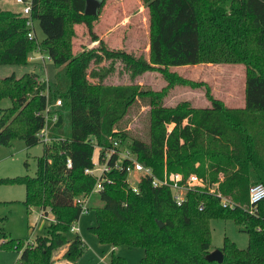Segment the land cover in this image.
Here are the masks:
<instances>
[{"label": "trees", "instance_id": "obj_1", "mask_svg": "<svg viewBox=\"0 0 264 264\" xmlns=\"http://www.w3.org/2000/svg\"><path fill=\"white\" fill-rule=\"evenodd\" d=\"M143 2L150 17L148 61L122 49H109L93 33L98 47L74 54V31L67 24L87 21L90 27L89 21L97 17L83 13L85 0H33L31 15L44 35L38 44L27 36L19 13L0 8V64H27L29 55L39 49L57 68L47 95L40 93L35 73L0 78V99L9 97L12 102L0 110V144L23 139L30 147L40 142L36 132L44 123L35 113L48 105L50 113L57 115L48 123L52 142H41L35 175L0 179L23 185V203L44 213L50 210L54 217L35 242L0 241L1 248L17 250L16 264H52L53 251L63 246L70 261L83 253L80 236L68 237L81 215L75 199L88 196L95 182L84 173L92 165L91 139L107 145L111 135L119 136L157 175L164 169L184 177L196 173L206 189L189 192L187 201L177 206L169 188H152L145 180L136 195L124 189L119 175L114 185L97 193L103 205L95 208V223L88 230L100 243L142 248L141 264H264V200L252 215L238 206L223 207L217 195L207 192L214 186L216 192L243 204L251 185H264V0ZM103 60L111 61L105 71L99 69V78L113 70L115 60L137 73L200 62L244 64V106L229 107L211 99L210 106L201 108L185 102L162 107L155 103L158 93L136 85L89 81L88 73L94 74L90 65ZM136 96L156 104L150 112L148 141L113 130ZM57 99L61 104L54 106ZM67 157L71 168L66 167ZM217 218L234 221L248 234L244 249L225 238L220 263L205 258L211 245L210 221ZM156 219L162 221L161 227ZM110 264L125 263L112 252Z\"/></svg>", "mask_w": 264, "mask_h": 264}, {"label": "rangeland", "instance_id": "obj_2", "mask_svg": "<svg viewBox=\"0 0 264 264\" xmlns=\"http://www.w3.org/2000/svg\"><path fill=\"white\" fill-rule=\"evenodd\" d=\"M6 5L0 0L4 10L17 13L18 6ZM1 8V7H0ZM3 9V8H1ZM87 22V21H86ZM68 23L72 27V51L74 54L82 49L98 47L99 41H104L109 49H122L136 58L149 60L150 17L143 0H104L97 17L86 23ZM36 43L44 37L36 22L34 23ZM44 58L42 60V58ZM29 61L24 65L0 64V78L24 73H35L44 91L47 84L54 79L57 68L47 58L45 51L34 50L29 55ZM111 61V60H110ZM109 60L90 65L89 81L102 82L107 85H136L142 91L158 93L155 100L162 107H175L185 102L187 105L201 108L210 106L211 99H217L229 107L244 106L245 98V65L240 63H210L200 62L193 65L168 66L164 70L153 69L142 73L134 72L126 67L122 60H115L111 72L103 78L99 74L110 65ZM33 71V72H32ZM169 74V76H167ZM100 80V81H99ZM150 104L148 99L136 96V100L128 106L121 120L115 124V132L125 133L130 138L148 141L150 112L156 104ZM12 106L11 99H0V110ZM172 124L168 130L172 129ZM43 151V144L38 142L30 147L23 139H13L10 144H0V179L13 178L22 175L34 176L36 157ZM25 189L21 184H5L0 182V241L19 240L35 242L36 238L45 232L47 223L38 220L37 209L27 210L23 203ZM103 205L99 195L93 194L88 201V212L81 213L75 223L78 235L84 242L83 253L75 260L64 257L66 246L57 248L52 253V264H110L112 252L121 257L125 264H141L144 251L139 247L128 245L113 246L102 244L88 227L95 223L94 210ZM50 222L54 219L49 210ZM44 220V219H43ZM36 223V224H35ZM210 251L220 249L225 238L244 249L248 243V234L243 227L230 219H212ZM75 233H68L71 237ZM19 253L14 248L0 247V264H16ZM70 262V263H69Z\"/></svg>", "mask_w": 264, "mask_h": 264}, {"label": "built area", "instance_id": "obj_3", "mask_svg": "<svg viewBox=\"0 0 264 264\" xmlns=\"http://www.w3.org/2000/svg\"><path fill=\"white\" fill-rule=\"evenodd\" d=\"M32 2L33 0H14V3L18 6L17 13L25 19V24L28 28L27 36L30 39L36 38L34 30L35 21L31 15ZM47 58L49 59L48 55ZM40 93L48 94V84L46 91L41 89ZM60 104L61 100L57 99L54 106ZM35 114L36 116H40L44 123L43 127L36 132V137L42 143H51L53 139L49 135L48 123L49 121H55L57 117L56 113H50L49 106L47 105V107ZM108 140L109 144L102 145L91 139L93 145L92 165L86 167L84 173L93 177L95 182L88 196L77 197L75 199L76 203L80 205L81 213L88 212V201L91 194L99 193L107 186L114 185L119 175H122L120 180L123 183L124 189L136 195L140 193L139 185L145 180L149 182L152 188H169L171 199L177 206H181L187 201V194L189 192H199L206 189V183L196 173H190L187 177H184L181 172H168L164 169L162 175L159 176L151 166L139 161L129 145L124 143L119 136L111 135L108 137ZM71 166L72 161L70 157H67L66 167L71 168ZM207 192L217 195L223 207L234 208L238 206L252 215L258 213V205L264 200V185L262 183H256L249 187L247 200L243 204H238L216 192L214 186L207 187ZM202 208L203 205L201 204L199 209L201 210ZM41 217L47 218L44 212L41 213ZM70 231L77 234V226L73 224Z\"/></svg>", "mask_w": 264, "mask_h": 264}, {"label": "water", "instance_id": "obj_4", "mask_svg": "<svg viewBox=\"0 0 264 264\" xmlns=\"http://www.w3.org/2000/svg\"><path fill=\"white\" fill-rule=\"evenodd\" d=\"M101 0H85V6H84V14L85 15H91L95 16L98 15V12L101 7ZM156 223L158 224L159 227L163 225L162 221L159 219H156ZM208 261H216V262H222L223 260V253L221 249H215L210 251L206 257Z\"/></svg>", "mask_w": 264, "mask_h": 264}, {"label": "crops", "instance_id": "obj_5", "mask_svg": "<svg viewBox=\"0 0 264 264\" xmlns=\"http://www.w3.org/2000/svg\"><path fill=\"white\" fill-rule=\"evenodd\" d=\"M3 2H5L6 5H12L13 3L11 2V0H3ZM1 8L4 9V7H2V5H0ZM33 72V71H32ZM26 145V144H25ZM27 210H32V209H37L39 211V214L37 215L38 220H41L43 223H49L50 221V215H49V210L47 212H45V215L47 216V218H43L41 217V213H43V211L39 210L38 208L35 207H26ZM44 219V220H43ZM36 224V223H35ZM47 226V225H46ZM115 249V247H113L112 251ZM70 263V262H69ZM61 264H68V262H63Z\"/></svg>", "mask_w": 264, "mask_h": 264}]
</instances>
